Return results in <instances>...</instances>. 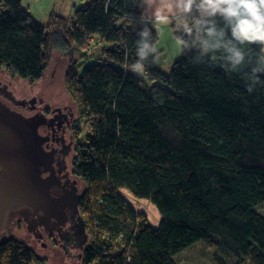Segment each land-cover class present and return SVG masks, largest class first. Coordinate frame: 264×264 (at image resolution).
<instances>
[{
    "label": "trees",
    "instance_id": "16d2710c",
    "mask_svg": "<svg viewBox=\"0 0 264 264\" xmlns=\"http://www.w3.org/2000/svg\"><path fill=\"white\" fill-rule=\"evenodd\" d=\"M148 2L91 0L41 26L21 0H0V72L34 86L53 51L70 56L72 165L90 241L81 264H179L201 241L213 264H264V42L235 36L196 0L171 24L182 55L165 74L154 67L158 34L142 19ZM96 42V63L80 72ZM122 191L152 204L157 221ZM0 264L46 260L7 240Z\"/></svg>",
    "mask_w": 264,
    "mask_h": 264
},
{
    "label": "water",
    "instance_id": "95a60500",
    "mask_svg": "<svg viewBox=\"0 0 264 264\" xmlns=\"http://www.w3.org/2000/svg\"><path fill=\"white\" fill-rule=\"evenodd\" d=\"M41 124V117L37 115L25 117L0 101V232L9 221L7 215L9 212L31 210L33 217L41 212L45 215L46 222L54 219L52 213L55 211L60 210V214L64 215L67 198L65 195L58 199L52 197L50 189L54 185V179L50 175L47 178L42 177V173L52 171V154L44 152L46 139L38 133ZM81 197L82 194L75 196L74 201L80 200ZM58 225H63V222H59ZM79 226L85 245L78 247L81 253L89 243L81 218ZM5 235L6 239L0 242L14 240L12 229ZM15 235L16 240L30 244L44 255L49 264L70 263L58 246L46 242L47 247H41L20 228L16 229ZM78 259H82L81 254Z\"/></svg>",
    "mask_w": 264,
    "mask_h": 264
},
{
    "label": "flooded vegetation",
    "instance_id": "af4514ba",
    "mask_svg": "<svg viewBox=\"0 0 264 264\" xmlns=\"http://www.w3.org/2000/svg\"><path fill=\"white\" fill-rule=\"evenodd\" d=\"M2 79H0V101L25 117L36 115L41 117L42 124L38 128V133L46 139L43 146L44 152L52 154V171L51 173H42V177L52 176L54 185L50 189L51 196L58 199L65 195L66 202H68H65L64 215L60 214V210L55 211L52 213L54 219L50 222H46L45 215L41 212L36 217L32 216L31 210L21 209L15 213L9 212L7 214L9 221L7 224L5 223L3 231L0 232V241L6 239L5 234L11 229L14 240H16L15 231L20 228L25 230L41 247L46 248V242L52 246H58L67 256V260H70L68 264H81V260L78 258L80 254L83 256V251L80 253L78 247L83 246L84 242L80 233V218L83 220L86 234L87 231L80 211L81 199L74 201L75 196L83 193L80 192L78 178L73 174L72 162L76 141L74 113L68 107L47 106L41 98H19L10 89L9 83ZM59 222H63V225H58ZM34 226L35 228L31 230ZM87 241L90 243L88 236ZM3 243L0 242V245Z\"/></svg>",
    "mask_w": 264,
    "mask_h": 264
},
{
    "label": "rangeland",
    "instance_id": "374dc122",
    "mask_svg": "<svg viewBox=\"0 0 264 264\" xmlns=\"http://www.w3.org/2000/svg\"><path fill=\"white\" fill-rule=\"evenodd\" d=\"M91 0H85L84 2L78 0H21V6L27 10L32 19L38 25L44 26L47 24L49 16L51 14H60L65 18H70L74 11L79 7L76 5H83L89 3ZM64 7H63V5ZM171 19V20H170ZM176 20V19H175ZM174 18H160L150 21L151 27L158 34V42L154 46V52L156 54L154 60V67L165 74H169L173 64L181 58V44L174 36V29L171 26ZM180 26L187 27L188 23L181 21ZM98 44L97 42L92 45L91 51L93 58H86L80 61V72L83 68L91 66L96 63L98 57ZM100 48V47H99ZM98 49V50H97ZM74 59H79L82 55L80 52L72 54ZM70 56L63 55L57 51H53L51 59L48 63L47 69L43 78L36 82L34 86H30L29 83L20 78L11 79L4 72H0V79L9 83L10 89L14 91L15 95L19 98L28 99L41 98L43 103L50 107H68L74 112V118L77 121L76 106L72 99L67 95L64 90V74L69 65ZM136 74L143 78V72ZM83 133L85 129L82 127ZM80 185V192L84 190L83 183L78 179ZM125 193L124 191H122ZM127 202L132 205L135 211L141 212L146 215L152 222L157 221V210L152 204H148L143 199H136L131 196L126 197ZM149 205V206H148ZM152 207V208H150ZM257 211L264 215V203L259 204ZM19 241V240H17ZM22 242V241H21ZM26 246L32 248V250L41 258L46 260V264H49L46 257L37 251L30 244L23 242ZM207 249L206 244L203 241L196 244L194 247L179 254L175 257V260L179 264H213L210 257L205 254L204 249Z\"/></svg>",
    "mask_w": 264,
    "mask_h": 264
},
{
    "label": "clouds",
    "instance_id": "9594fccd",
    "mask_svg": "<svg viewBox=\"0 0 264 264\" xmlns=\"http://www.w3.org/2000/svg\"><path fill=\"white\" fill-rule=\"evenodd\" d=\"M178 2L188 12L196 5V0ZM196 6L202 13L209 16L219 14L229 21L235 36L264 42V0H200ZM136 69L138 73L144 71L141 64H137Z\"/></svg>",
    "mask_w": 264,
    "mask_h": 264
},
{
    "label": "crops",
    "instance_id": "0c3cea01",
    "mask_svg": "<svg viewBox=\"0 0 264 264\" xmlns=\"http://www.w3.org/2000/svg\"><path fill=\"white\" fill-rule=\"evenodd\" d=\"M63 7H64V5H63ZM74 7L80 8V5L78 4ZM181 13H182V8L179 6L178 0H149L148 4L146 6V9L144 11V14L142 16V19L144 22H147L150 24V21L160 19V18H166V17L174 18V20H175L177 17L180 16ZM58 15H60V14H58ZM121 194H122V192H121ZM30 249L32 250V248H30Z\"/></svg>",
    "mask_w": 264,
    "mask_h": 264
},
{
    "label": "bare ground",
    "instance_id": "6f19581e",
    "mask_svg": "<svg viewBox=\"0 0 264 264\" xmlns=\"http://www.w3.org/2000/svg\"><path fill=\"white\" fill-rule=\"evenodd\" d=\"M124 196H126V197H129L130 195L127 193V192H125L124 194H123ZM127 200V199H126ZM149 204V203H148ZM149 206V205H148ZM150 208H152V207H150ZM157 215V214H156Z\"/></svg>",
    "mask_w": 264,
    "mask_h": 264
},
{
    "label": "built area",
    "instance_id": "2783aa9c",
    "mask_svg": "<svg viewBox=\"0 0 264 264\" xmlns=\"http://www.w3.org/2000/svg\"><path fill=\"white\" fill-rule=\"evenodd\" d=\"M107 250H111L112 252L114 251L113 247H109V248H107Z\"/></svg>",
    "mask_w": 264,
    "mask_h": 264
}]
</instances>
